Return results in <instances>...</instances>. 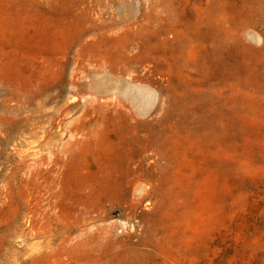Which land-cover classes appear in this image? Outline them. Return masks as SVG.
<instances>
[{
    "label": "rangeland",
    "instance_id": "rangeland-1",
    "mask_svg": "<svg viewBox=\"0 0 264 264\" xmlns=\"http://www.w3.org/2000/svg\"><path fill=\"white\" fill-rule=\"evenodd\" d=\"M0 264H264V0H0Z\"/></svg>",
    "mask_w": 264,
    "mask_h": 264
}]
</instances>
